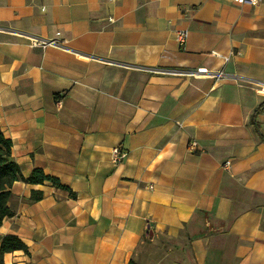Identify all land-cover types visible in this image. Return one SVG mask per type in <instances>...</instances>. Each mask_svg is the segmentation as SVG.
Listing matches in <instances>:
<instances>
[{"label":"crops","instance_id":"crops-1","mask_svg":"<svg viewBox=\"0 0 264 264\" xmlns=\"http://www.w3.org/2000/svg\"><path fill=\"white\" fill-rule=\"evenodd\" d=\"M262 101L264 0H0L3 264H264Z\"/></svg>","mask_w":264,"mask_h":264},{"label":"trees","instance_id":"trees-1","mask_svg":"<svg viewBox=\"0 0 264 264\" xmlns=\"http://www.w3.org/2000/svg\"><path fill=\"white\" fill-rule=\"evenodd\" d=\"M264 110V101L256 107L250 117V124L253 127L258 139L264 142V134L260 132L257 115ZM16 180H24L30 183H42L49 180L55 185L63 188L67 186L60 184L59 181L51 176L45 175L40 169L34 168L31 174L24 177L21 173L20 166L11 157V141L7 139L0 130V223L5 217H10L14 211L8 206L11 191L10 187ZM40 197V194L34 199ZM16 249H23L26 251V245L13 234H6L0 241V264H3L2 256L4 253L12 252Z\"/></svg>","mask_w":264,"mask_h":264},{"label":"built area","instance_id":"built-area-1","mask_svg":"<svg viewBox=\"0 0 264 264\" xmlns=\"http://www.w3.org/2000/svg\"><path fill=\"white\" fill-rule=\"evenodd\" d=\"M261 1L262 0H233V2H235L237 4L246 3V4H250V5L258 4ZM177 34H178L177 38H178L179 44H183L185 39H186V37H187L188 32L186 30H181V31H178ZM31 43L34 44V45L44 46L45 44H55L56 42H55V40L32 39ZM226 59H227V57H226ZM59 103H60V101H59ZM196 145H197V142L195 140H190L187 143L188 151L192 152L195 149ZM125 157H126V151L124 149H120L117 146H114V147L111 148V150H110V158H111L112 162L119 163Z\"/></svg>","mask_w":264,"mask_h":264}]
</instances>
